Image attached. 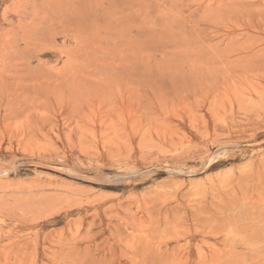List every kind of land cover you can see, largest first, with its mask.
Instances as JSON below:
<instances>
[{
    "label": "rangeland",
    "instance_id": "rangeland-1",
    "mask_svg": "<svg viewBox=\"0 0 264 264\" xmlns=\"http://www.w3.org/2000/svg\"><path fill=\"white\" fill-rule=\"evenodd\" d=\"M0 264H264V0H0Z\"/></svg>",
    "mask_w": 264,
    "mask_h": 264
}]
</instances>
